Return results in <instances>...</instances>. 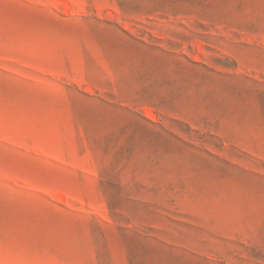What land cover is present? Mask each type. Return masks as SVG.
<instances>
[{
  "label": "rangeland",
  "instance_id": "374dc122",
  "mask_svg": "<svg viewBox=\"0 0 264 264\" xmlns=\"http://www.w3.org/2000/svg\"><path fill=\"white\" fill-rule=\"evenodd\" d=\"M0 264H264V0H0Z\"/></svg>",
  "mask_w": 264,
  "mask_h": 264
}]
</instances>
